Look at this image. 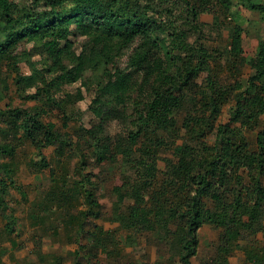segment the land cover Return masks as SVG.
Listing matches in <instances>:
<instances>
[{"label":"trees","instance_id":"trees-1","mask_svg":"<svg viewBox=\"0 0 264 264\" xmlns=\"http://www.w3.org/2000/svg\"><path fill=\"white\" fill-rule=\"evenodd\" d=\"M236 6L234 0H0V72L10 71L26 102L5 103L10 86L7 77L0 79V207L8 222L0 230V264L2 235L11 236L17 224L9 210L12 191L23 194L6 161L17 148L13 141L35 148L40 162L31 164L48 168L53 184L55 202L39 199L31 206L32 227L44 232H36L33 251L42 263L46 227L58 234L66 225L78 246L76 264H102L101 251L113 257L110 264H149L122 260L117 231L97 234L103 213L96 191L104 178L95 169L105 162L121 175L113 193L123 204L119 228L126 240L151 237L170 262L192 264L199 230L210 225L219 230L218 245L202 264H232L241 241L244 264H264V245H254L259 234L264 239V37L252 58L239 23L229 25L223 49L198 41L206 27L202 14L218 16L220 28ZM239 7L259 13L264 24L263 2L239 0ZM190 35L197 36L194 43ZM126 55V66H116ZM77 82L94 92L90 109L98 122L72 134L65 118L74 120L68 107L76 108L81 91L65 87ZM226 106L230 116L223 124ZM112 121L123 128L114 136L107 134ZM168 130L172 141L164 137ZM51 148L55 166L44 156ZM141 168L146 177L137 180ZM52 208L60 220L47 226L45 212ZM158 216H168L169 224L158 223Z\"/></svg>","mask_w":264,"mask_h":264},{"label":"rangeland","instance_id":"rangeland-1","mask_svg":"<svg viewBox=\"0 0 264 264\" xmlns=\"http://www.w3.org/2000/svg\"><path fill=\"white\" fill-rule=\"evenodd\" d=\"M238 3V6L234 7V11L230 14V19L219 27H215L216 24H220V19L213 13H207L201 15V22L206 24L204 37L200 38L198 41L206 44L211 50L213 49H223L228 45V33L229 25L234 23H239L245 28L246 32L243 34V44L246 52L250 58L254 57L255 50L258 45V39L264 37V24L260 23L259 13L248 10L245 7H239V0H234ZM258 2H263L264 0H256ZM231 22V23H230ZM256 22L255 24H253ZM258 24V25H257ZM77 46L81 43L83 36H78ZM197 40V36L190 35V42L194 43ZM27 49H31V45H26ZM128 55L123 56L116 66L124 68L128 61ZM38 56L34 57L33 60H39ZM21 71L24 74H29L30 69L26 63H21ZM114 70V69H113ZM204 75H202L203 77ZM8 78V84L10 90L7 93V99L5 103H13L16 106L23 105L26 103L17 93L16 87L13 82V76L10 71L3 69L0 72V79ZM201 77V78H202ZM201 80V79H200ZM199 80V82H201ZM66 90L71 94H76L78 90L81 91V99L77 103L76 108L69 105V114L74 118V120H69L65 118V124L68 125V130L72 134H75L74 130L78 126H84L85 128H90L93 124L97 123L98 120L94 117V114L90 107L93 103L94 92L88 91L85 87L77 82L72 85H67ZM196 88L194 93H197ZM4 103V102H3ZM2 103V104H3ZM4 103V104H5ZM33 105L34 102L28 103ZM230 116V107L226 106L223 109V114L219 119L220 123H227ZM59 127H62V118L55 112L51 116ZM49 120V119H48ZM123 128L118 121L110 122L107 128V134L116 135L122 132ZM164 137L166 140L172 141L173 133L171 130L165 132ZM17 148L14 153L7 156L6 161L11 162L16 171H14L13 179L18 185L23 187V194L20 195L16 190L12 191V199L9 201V210L11 214H15L17 219V224L14 232L11 236L2 235L4 241L2 243V249L4 253L3 258L5 261L3 264H76L78 262V254H76L77 245L70 242L69 235L71 232L67 229H61L56 231L58 234H54V231L50 227H46L49 231L43 241L42 250L47 253L46 260L42 263L39 260V256L33 252L34 247L40 240L39 235H35L36 232L40 233L37 229H34L31 224V218L33 212H31V206L34 202L39 199H44L45 202H55V193L53 190V184L50 179V173L48 168L39 169V165L31 164L33 162H38L40 156H38L37 151L27 142L13 141ZM178 144H187L189 142L178 140ZM166 150V149H165ZM163 150L161 154L163 157H171L169 151ZM54 149H48L44 151V156L47 161L51 162L53 166L56 165V157L54 154ZM94 158L92 152L88 153V158L90 163H93ZM164 163H161L163 166ZM95 173L100 177L104 178L103 183L96 191V196L101 205L102 217L97 222L98 229L97 234L102 235L106 231H117L119 238H121V243L119 244V255L122 257L124 262L136 261V262H146L149 264H156L161 262L162 264H174L170 262L169 256H163L158 254L157 248L154 243H152L151 237L148 239L146 236H136L130 240H126L125 233L120 230L119 225L121 222L120 211L123 208V204L116 200L113 193V187L122 184V179L120 173H118L117 165L110 163H102L96 169ZM146 177L145 169L141 168L135 175L137 180H143ZM26 197V198H25ZM28 199V200H27ZM84 205L79 207V210L83 208ZM0 207V230H3L7 225V221L1 216ZM59 209L52 208L47 211L46 223L47 226H52L53 224L59 223L58 216ZM158 223L162 225H167L170 222L168 216H158ZM50 229V230H49ZM4 233V232H3ZM200 236V246L198 250V255L192 259V264H202L203 261L209 260L218 245L219 230L214 229L210 225H205L199 230ZM257 242L254 243L256 246L260 241L264 245V239L261 234H259ZM12 241L15 245L12 244ZM85 242L84 238L80 242L83 244ZM245 241H241L235 251L230 257L232 264H244L245 253H244ZM114 246H110L109 250H113ZM33 252V253H31ZM79 253H82L80 251ZM99 257L101 258L102 264H110L113 257L108 256L107 252H99ZM82 255V254H81ZM59 257V258H58ZM3 258L1 260H3ZM57 259V260H56ZM56 260V261H55ZM85 264V261H82ZM177 264V263H175ZM246 264V263H245Z\"/></svg>","mask_w":264,"mask_h":264},{"label":"crops","instance_id":"crops-1","mask_svg":"<svg viewBox=\"0 0 264 264\" xmlns=\"http://www.w3.org/2000/svg\"><path fill=\"white\" fill-rule=\"evenodd\" d=\"M4 261H5V258H3L2 262H4Z\"/></svg>","mask_w":264,"mask_h":264}]
</instances>
